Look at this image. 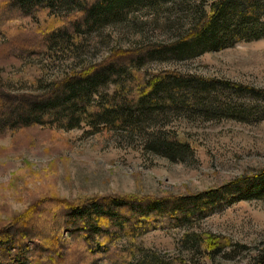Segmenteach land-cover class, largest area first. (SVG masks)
<instances>
[{"label": "rangeland", "instance_id": "374dc122", "mask_svg": "<svg viewBox=\"0 0 264 264\" xmlns=\"http://www.w3.org/2000/svg\"><path fill=\"white\" fill-rule=\"evenodd\" d=\"M186 1L203 2L208 11L215 0H176L155 8L139 5L128 16L134 25L105 27L73 45L60 42L62 36L49 45L45 42L48 21L53 13L62 12L10 14L15 18L4 19L0 28V95L13 97L17 108L25 104L21 97L46 95L56 84L51 82L103 61L114 49L131 48L145 39L166 40V28L178 19L184 23L185 8L190 5ZM138 70L141 75L162 71L194 75L264 92V40L242 41L191 60H151ZM113 87L98 90L113 94ZM237 91H225L227 101L219 105V112L207 102L197 106V113L172 112L151 122L150 133L158 129L191 147L176 161L149 153L144 134L94 129L84 123L71 129L26 128L0 116V226L35 208L51 211L52 205L61 203L78 204L94 197L189 195L255 177L264 170V94ZM24 107L25 111L31 108ZM234 109L243 110L240 117ZM186 233L206 235L207 241L203 247L195 241L185 246ZM216 240L231 246L211 254L208 243ZM68 242V260L76 264L82 247ZM263 245L264 199H251L192 227L156 229L134 241L122 239L114 249L131 250L134 264L154 258L166 262L178 258L187 264H256L253 255ZM95 264H110V260L99 259Z\"/></svg>", "mask_w": 264, "mask_h": 264}, {"label": "trees", "instance_id": "16d2710c", "mask_svg": "<svg viewBox=\"0 0 264 264\" xmlns=\"http://www.w3.org/2000/svg\"><path fill=\"white\" fill-rule=\"evenodd\" d=\"M169 2L175 4L176 0H1L0 28L4 19L15 18L10 14L62 12L60 17L53 13L55 16L48 21L45 42L49 45L52 39L62 36L60 42L73 45L82 36L105 27L134 25L128 16L139 5L155 8ZM186 3L190 5L185 8L186 16L181 17L184 23L178 19L166 28V40L145 39L131 48L114 49L103 61L51 82L56 84L46 95L21 97L25 104L17 108L13 97L0 95V116L26 128L46 125L71 129L84 123L94 129L144 134L149 153L179 160L190 152L189 144L158 129L150 133L151 122L172 112L197 113V106L207 102L212 111L219 112V105L227 101L226 90L264 94L231 82L169 71L141 75L138 69L151 60H191L242 41L264 40V0H215L208 11L203 2ZM110 85H114L113 94L99 93L98 89ZM27 105L31 108L25 111ZM223 108L225 111L226 106ZM234 110L240 117L243 110ZM251 199H264V170L255 177L196 194L157 199L94 197L78 204L52 205L51 211L35 208L0 226V264H74L68 260V240L82 247L76 264H87L90 257L95 259L89 264L99 259H109L110 264H134L135 253L114 249L116 242L134 241L156 229L192 227L235 203ZM205 236L190 237L186 233L183 242L187 246L195 241L203 247ZM208 244L211 254H220L228 245L224 240ZM252 261L264 264V245L257 249ZM137 264L187 263L178 258L167 262L154 258Z\"/></svg>", "mask_w": 264, "mask_h": 264}]
</instances>
